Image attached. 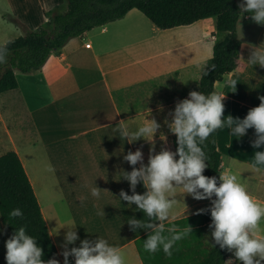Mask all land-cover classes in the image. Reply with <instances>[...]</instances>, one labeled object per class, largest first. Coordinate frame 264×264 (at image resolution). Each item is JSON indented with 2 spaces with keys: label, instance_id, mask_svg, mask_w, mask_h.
Masks as SVG:
<instances>
[{
  "label": "crops",
  "instance_id": "crops-1",
  "mask_svg": "<svg viewBox=\"0 0 264 264\" xmlns=\"http://www.w3.org/2000/svg\"><path fill=\"white\" fill-rule=\"evenodd\" d=\"M67 5V0H0V45L21 35L25 24L34 29L46 25L53 8L67 9ZM245 16L251 18L246 12ZM245 29L244 38L239 19L244 66L215 85L214 92L225 95V120L228 115L243 120L264 96V67L250 62L264 54V27L247 22ZM219 37L216 16L162 29L133 8L122 18L70 38L41 68L18 72L17 88L0 92V150L6 146L4 152H18L56 243L54 258L60 264L67 223L75 224L78 236L68 248L79 247L84 239L94 243L104 238L122 249L126 264H144L137 238L161 223L212 206L213 196L197 200L177 187L176 204L161 222L149 219L120 193L133 195L125 178L133 166L125 156L139 149L142 161L135 165L139 168L148 163L150 150L155 154L164 149V140L173 133L170 124L176 104L189 98L191 91L200 92L203 71ZM231 80L237 82L235 87ZM150 120L159 125L151 139L129 142L122 136L125 131L135 133ZM256 139L254 128L239 138L227 127L218 129L223 170L231 168L249 193L264 203V166L253 168L254 153L264 151V146L254 148ZM92 188L100 190L99 197L92 195ZM145 191L143 182H138L135 192ZM133 219L154 227L129 223ZM214 227H210L212 232ZM8 229L0 215V264H7ZM259 235L264 236V220ZM68 259L74 264V256ZM225 264L242 262L230 252Z\"/></svg>",
  "mask_w": 264,
  "mask_h": 264
},
{
  "label": "clouds",
  "instance_id": "clouds-1",
  "mask_svg": "<svg viewBox=\"0 0 264 264\" xmlns=\"http://www.w3.org/2000/svg\"><path fill=\"white\" fill-rule=\"evenodd\" d=\"M245 12L251 13V19L257 24H264V0H244L239 5ZM251 63H259L264 67V54L253 58ZM214 69V66H213ZM229 83L235 87L236 81ZM225 95L212 92L205 95L198 91H191L189 98L176 104L170 130L177 137V150L172 152L162 149L152 154L150 150L149 160L146 165L141 163L136 168L138 161H142V152H128L125 159L133 166L125 178L130 181L133 195L129 196L123 190L121 198L128 204L133 202L146 216L151 219L165 221L176 204L174 199L177 187L182 188L184 194L192 195L197 200L211 198V217L214 224L213 238L222 249L233 252L237 261L242 264H262L264 262V236L259 235L260 222L264 220V203L258 202L242 183L239 175L226 168L220 172L217 184L216 177L203 174L208 166L205 164L207 156L201 145L205 144L209 136L218 129L227 127L230 134L235 137H243L249 128L255 129L257 139L253 142L256 149L264 146V96H260V104L251 108L245 118H233L227 116L225 120L223 103ZM121 125V128H125ZM159 125L155 120L144 123L138 127L135 133H122L124 138L133 142L141 137L151 139ZM264 166V151L254 153L253 168ZM138 182H143L147 191L144 194L135 192ZM92 195L100 196L98 188H92ZM199 212V210H198ZM23 215L19 208L13 209L9 216L12 218ZM129 223L152 228L150 222L130 220ZM65 242L60 245L64 257L63 264H69V256H74V264H126L125 253L121 248L109 244L104 238L97 239L94 243L88 239L81 241L80 246L68 248L69 244L75 245L78 239L75 224L67 223ZM62 226V227H64ZM211 227V225H210ZM164 224L156 228L144 244V249L155 253L162 246L166 255L171 256L169 249L172 245L192 232L190 226L182 231L175 226L168 229L172 233L170 238L162 235ZM7 264H60L53 258L45 261L43 249L38 246L36 238L26 232L24 226L15 229L6 240Z\"/></svg>",
  "mask_w": 264,
  "mask_h": 264
},
{
  "label": "trees",
  "instance_id": "trees-1",
  "mask_svg": "<svg viewBox=\"0 0 264 264\" xmlns=\"http://www.w3.org/2000/svg\"><path fill=\"white\" fill-rule=\"evenodd\" d=\"M67 9L56 6L48 13L46 25L37 29L23 25V34L0 45V92L19 86L18 72H31L41 68L53 51L61 48L74 36L124 17L131 9L143 12L157 28L168 29L192 24L206 17H217V30L222 36L213 46L200 81V92L206 96L214 92L216 82L226 74L240 69L244 63L240 56L241 40L238 22L242 9L237 0H67ZM214 66V69H213ZM218 130L201 145L208 165L203 174L216 177L223 171L222 153L218 149ZM177 137L174 133L164 140V149L176 152ZM214 200L216 199L213 195ZM19 208L23 215L12 218L9 213ZM0 215L12 235L24 226L43 249L45 261L53 259L58 249L52 239L47 221L30 177L17 151L10 149L0 154ZM211 207L202 212L174 219L164 224L163 236L175 226L183 230L190 226L192 232L176 241L165 254L162 246L155 253L144 249L156 228L136 240L144 264H225L230 252L216 241H208L206 228L212 225Z\"/></svg>",
  "mask_w": 264,
  "mask_h": 264
},
{
  "label": "rangeland",
  "instance_id": "rangeland-1",
  "mask_svg": "<svg viewBox=\"0 0 264 264\" xmlns=\"http://www.w3.org/2000/svg\"><path fill=\"white\" fill-rule=\"evenodd\" d=\"M240 4H242V3H244V0H237ZM18 10H20V8H19V6H17L16 7ZM247 14H248V16L249 17H251V13H248V12H246ZM246 18H248L247 16H245V11H243L242 10V16H241V18H240V32H241V35H242V37H246V29H245V27H246V25H247V22H253V23H255V25L257 26V27H264V24H257L255 21H253L251 18L250 19H246ZM20 26V25H19ZM22 30H23V28H22ZM23 34V33H22ZM220 35V37L222 36L221 34H219ZM219 37V38H220ZM0 136H2L1 134H0ZM8 147H2V149L0 150V152L2 153V152H4L6 149H7ZM8 232H9V229H8ZM212 228H210V225L209 226H207V228H206V239L208 240V241H210V242H212V243H214L215 242V239L213 238V236H212ZM10 234V233H9ZM11 236V235H10Z\"/></svg>",
  "mask_w": 264,
  "mask_h": 264
},
{
  "label": "built area",
  "instance_id": "built-area-1",
  "mask_svg": "<svg viewBox=\"0 0 264 264\" xmlns=\"http://www.w3.org/2000/svg\"><path fill=\"white\" fill-rule=\"evenodd\" d=\"M87 45H90V42H89V43H87Z\"/></svg>",
  "mask_w": 264,
  "mask_h": 264
}]
</instances>
